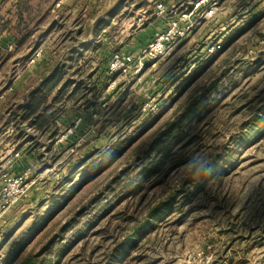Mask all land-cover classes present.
Segmentation results:
<instances>
[{"label": "rangeland", "instance_id": "obj_1", "mask_svg": "<svg viewBox=\"0 0 264 264\" xmlns=\"http://www.w3.org/2000/svg\"><path fill=\"white\" fill-rule=\"evenodd\" d=\"M73 1L80 0L58 7L36 0L19 26L8 21L11 31L17 25L29 32L18 50L0 49V95L3 88L13 92L15 79L45 53L54 55L49 73L65 69L56 90L64 81L82 87L54 106L63 116L78 112L67 115L74 123L79 118L78 124L57 122L53 136L15 119L28 97L0 99V264H20L34 253L39 264H103L130 227L121 220L124 212L154 205L179 188L193 195L181 193L116 264H264V123L244 138L264 105V0H220L167 56L147 61L135 75L115 74L108 81L101 78L107 49L95 53L91 42L101 43L110 26L111 40L119 44L151 21L152 6L138 26L137 7L127 4L91 32L100 16L92 22L86 17L83 24L64 19L61 9ZM107 1L93 0L90 13L100 15ZM177 1L164 3L171 9ZM78 40L85 49L75 68L68 52L80 47ZM35 49L39 54L29 64ZM19 56L24 58L17 65ZM192 106L181 139L166 140L171 153L192 154L191 160L178 167L168 160L145 177V169L161 157L145 156V148ZM68 127L72 131L65 135ZM212 163L214 172L203 175ZM25 171L15 194L3 196L8 179ZM194 176L202 180L197 190ZM132 186L138 189L132 192ZM50 242L51 249L43 251Z\"/></svg>", "mask_w": 264, "mask_h": 264}, {"label": "trees", "instance_id": "obj_2", "mask_svg": "<svg viewBox=\"0 0 264 264\" xmlns=\"http://www.w3.org/2000/svg\"><path fill=\"white\" fill-rule=\"evenodd\" d=\"M29 9L30 8L27 5V1L22 3L20 6H18L17 8L18 15L15 21L18 26L20 24V21L22 20L19 17L21 16L20 12L28 11ZM17 25L14 27L18 28ZM17 28H16L17 31L13 32L11 31V28L8 27V21H5L4 23H0V32L2 30H5L11 34V36L7 35L8 37L4 41L2 40L0 41V47L2 46V48L7 49L8 45L12 44L13 49L18 48L19 44H21L22 39L26 37V33L29 32L22 33V31ZM19 32H21V34L20 36L17 37L16 35ZM112 52L113 50H111L107 54L108 56L102 68L104 69V74L101 78L106 79L107 81L110 79L109 76L115 75L113 73H109L107 67ZM0 53H2V51ZM5 55L9 56L8 54ZM80 58L83 59V55L81 53H78L76 54L74 61L77 62ZM64 74H65V69L62 70L55 69L51 73H49L47 77L44 76L43 77L44 79L39 84V86L36 89L30 91L26 103L17 106V111L19 112V114L16 116L15 119H17L18 122L31 121L30 122L31 125L35 128V130L39 131L40 134L41 133L46 134L48 132L52 136L55 135L57 132V128H55L57 127V122H59L60 118H62L63 116L61 109L54 107L55 104L60 99H72L76 94L82 92V87L77 85V87L72 88V86H70L69 81H64L63 85H61V88L59 90H56L57 86H59V84L62 83ZM96 84L100 85L98 81H96ZM96 84L92 87L93 91L97 87ZM51 108H53L52 111H50ZM195 108L196 106H192L190 107V109H184L180 111L179 116H177L176 120L167 122L166 127L159 133V135L155 137L151 142H149V144L144 150L145 156H149L151 153L156 152L158 154H161L160 155L161 157L157 158L151 165H149V167L145 169L147 174L144 175L145 177L152 175L157 171H160L162 167L165 165V162L168 160L169 162H171V164L177 167L191 160L192 154L186 156L185 154L182 153H171L170 152L171 150L166 145V140L171 136L172 138H174V140L181 139L183 125H187L185 123L186 121H188L187 120L188 117L190 116V114H192V112H194ZM187 110L190 111L188 112ZM259 111L261 112V114L254 115L249 122V124L252 125L250 127V130L252 131L246 133L245 134L246 136L244 138L254 136V134H256L255 128H258L259 126L263 125L264 105L259 107ZM31 118L33 119L31 120ZM59 123L70 126L71 124H73V121L72 119H64ZM51 126L54 127V129L51 130ZM116 151H119L118 146H116ZM215 164L216 163H212L211 165H209L208 168L205 171H203V175L206 176L208 174H212L216 167ZM201 181H202L201 178L196 179L198 186H196L195 190L199 189L198 187ZM137 189L138 186H132V192H135ZM181 193L184 194L186 198H189L191 197V195H193L192 191L189 192L186 191L185 189L179 188L176 192L169 194L166 197L160 199L154 205L147 204L145 208L144 207L140 209L135 208L128 213L127 211L124 212L123 219L121 220L125 222L127 225L130 224V227H126L125 228L126 231L122 235V238L117 239L116 243H114L113 247L108 253V258L103 264H116L118 258L124 257L127 254H129L130 251L137 244L138 240L140 239V233L153 228L154 221L160 216L165 215V213H167L169 209L174 206L177 200H179L178 196ZM97 197L98 195L93 197L90 202L97 199ZM122 230H124V227ZM51 243L52 242L47 243V245L43 248V251L50 250ZM38 256L39 255L36 253L27 254L21 260L20 264H39Z\"/></svg>", "mask_w": 264, "mask_h": 264}, {"label": "crops", "instance_id": "obj_3", "mask_svg": "<svg viewBox=\"0 0 264 264\" xmlns=\"http://www.w3.org/2000/svg\"><path fill=\"white\" fill-rule=\"evenodd\" d=\"M27 1V5L29 8H31V4H37L36 0H0V23H4L5 21H10L11 23L16 21V17H17V8L18 6H20L22 3ZM43 4L46 6H52L55 0H43ZM158 1H163L165 3H173L174 0H108L104 5L105 10L102 11V13H100V15H92L90 13V11L92 10L91 8H95L94 5H96L93 0H80V1H73L72 4L70 5H66L61 9L62 14H64V19H72V20H76V24H83V20L84 18L88 17L89 19H91V22L94 19H97L98 16H100L101 20L100 24H97L95 26H93V28H95L94 30L91 29V32H96L95 30L97 28H100L102 26L106 24H108L109 19H113L116 17L117 15V9L118 8H125L124 6H127V4L132 5L134 8L137 7H150L152 6L153 9V5L155 2ZM191 0H180L177 1V5L180 3H188ZM131 2V3H129ZM175 4V3H174ZM136 8V9H137ZM151 9V10H152ZM188 9H189V5H188ZM190 10V9H189ZM19 16L20 18L23 17V12H20ZM204 21V20H202ZM197 21L196 23H194L191 27V29L189 30L188 34H186L185 38H187L189 36V34H191L193 32L194 29L197 28V25L201 24L202 22ZM165 19L163 17H157L154 16L151 21H149L146 26H144V28L142 30L138 29L139 31H135L133 32L130 37L126 38L124 41H120L119 44H115L112 40H111V27L109 26L108 28V36H104V39L101 41V43H98L97 45L94 44V42H91L90 48H92L93 51L98 52V51H105L107 49L106 53H109L111 50L113 49H119L121 51L124 52H128L131 53L133 55L137 54L140 50V48L146 43V36H148L147 38H151L153 37V35H155L157 32H159L165 25ZM113 24V23H111ZM92 28V26H91ZM90 32V33H91ZM11 36L10 33H8L5 30H2L0 32V41H4L8 36ZM230 36V35H229ZM223 37H226L225 35ZM92 38V36L90 37ZM184 38V39H185ZM83 40H78L76 45H79ZM148 41V40H147ZM96 42H99L96 41ZM112 42V44H111ZM82 45L80 44V47H76V48H72L71 51L69 50L68 52V56L69 60H71L73 62L75 66V68L77 67H81L80 66V62L82 58H80L77 62H75L74 57L76 56V54L81 53L82 54V50L85 49V47H81ZM93 46V47H91ZM113 46V47H112ZM117 46V47H116ZM0 49H4L2 48V46L0 47ZM101 49V50H100ZM105 49V50H104ZM18 50V48L14 49V51ZM28 51L23 55L25 57V55H27ZM73 55V56H72ZM20 60L16 61V64L18 65V62H20L24 57L19 56ZM52 62L54 63V55H52L51 53H45L41 59H39L35 64H33L28 70L24 71L21 75H19L16 79H15V83L13 84L14 86V90L11 93H8V90L6 89H2L1 95H0V99L5 98L8 94H12V95H16V97H19V99L21 98H26L28 97V94L30 93V91L32 89H34V87H36V85H38L37 79H39V77H41V75L49 68V65L52 64ZM72 65V67L74 66ZM30 66V65H29ZM54 67V66H53ZM95 68V67H94ZM45 75H43V77H47L49 75V71L44 73ZM99 71L98 70H94V74L93 76L96 75L95 78H97L96 81H99ZM41 78L39 82H42V80L44 78ZM35 85V86H34ZM67 115H73L76 114V116H78V112L76 111H67L66 112ZM63 116L62 118H60L59 122L64 120V119H69L70 116Z\"/></svg>", "mask_w": 264, "mask_h": 264}, {"label": "built area", "instance_id": "obj_4", "mask_svg": "<svg viewBox=\"0 0 264 264\" xmlns=\"http://www.w3.org/2000/svg\"><path fill=\"white\" fill-rule=\"evenodd\" d=\"M67 1L68 0H55L54 5L58 7ZM95 1L101 2L103 0ZM219 1L220 0H191L187 4L180 3L178 6L171 9H167L163 1L155 2L152 10L153 15L165 19L166 22L164 27L153 35L135 55L121 50H114L107 64L108 72L121 76L135 75L146 65L147 61H156L167 56L178 42L185 38L194 23L205 20L213 14ZM186 5H189L190 10ZM130 7L132 6L130 5ZM183 8H185L186 11L182 12L181 10ZM136 11L139 13L136 14V26H138L143 21V18L147 16L148 9L146 7H139ZM11 48L12 44H9L8 49ZM38 54L39 51H36V49L33 50L29 56L28 63H33ZM76 120L75 123L73 122L72 127L78 124L79 118ZM72 127H68L65 135L72 131ZM63 136L64 135H62V137ZM27 173L28 172L25 171L18 177L8 179L2 191L3 196L15 194L17 191L15 187L25 181Z\"/></svg>", "mask_w": 264, "mask_h": 264}, {"label": "clouds", "instance_id": "obj_5", "mask_svg": "<svg viewBox=\"0 0 264 264\" xmlns=\"http://www.w3.org/2000/svg\"><path fill=\"white\" fill-rule=\"evenodd\" d=\"M193 178L195 179V178H198V177H195V176H194Z\"/></svg>", "mask_w": 264, "mask_h": 264}]
</instances>
